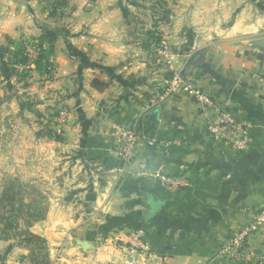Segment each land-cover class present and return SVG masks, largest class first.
Wrapping results in <instances>:
<instances>
[{"label": "crops", "instance_id": "crops-1", "mask_svg": "<svg viewBox=\"0 0 264 264\" xmlns=\"http://www.w3.org/2000/svg\"><path fill=\"white\" fill-rule=\"evenodd\" d=\"M61 1L57 16L44 0L28 8L1 1L0 9V47L5 37L42 38L54 67L40 88L68 113L58 140L48 141L64 182L52 196L61 189L66 200L49 203L30 228L49 252L63 243L51 264H235L221 245L264 205V45L256 44L264 39V0H177L165 34L137 29L129 14L137 0ZM170 69L192 73L219 108L250 118L253 146L236 152L213 140L188 97L148 108ZM113 122L135 123L159 142L148 148L141 140L119 170ZM157 168L186 185L166 191L151 176ZM110 228L124 248L107 253L111 247L93 239ZM131 231L141 234L145 254L127 248ZM247 244L253 256L240 264H264V224ZM9 246L26 252L0 240V251Z\"/></svg>", "mask_w": 264, "mask_h": 264}, {"label": "rangeland", "instance_id": "rangeland-1", "mask_svg": "<svg viewBox=\"0 0 264 264\" xmlns=\"http://www.w3.org/2000/svg\"><path fill=\"white\" fill-rule=\"evenodd\" d=\"M1 1L10 0H0V9ZM17 1L23 2L22 6L28 8L32 7L34 0ZM44 1L49 13H55V16L65 13L55 11L59 8L58 5L62 4L61 0ZM136 4L135 10L133 7V12L129 14L134 20L136 19L138 30L141 27L148 33H169L172 15H175L178 10L177 0H137ZM184 11L187 12V9ZM47 35L49 34H45ZM4 41L5 46L0 47V183L4 179L18 178L34 184L48 198L49 208V203L51 204L53 200L61 203L66 200L61 196L64 182L62 179H57L61 174H56L61 170L57 167L61 156L58 158L55 156L58 149L54 150V146H49L51 143L48 142L58 140L60 132L63 131L61 124L58 125L56 115L63 108H59L60 104L54 107L50 105L49 93L46 90L42 93L43 90L40 88L41 81L51 79L52 73L49 76L47 68L52 69L54 65L45 54L43 45L45 41L42 38L38 41L23 39L19 41L20 45L18 42L16 44L12 42L9 37H5ZM17 48H20V51L16 50ZM40 55H43L42 62L48 63L45 68L44 66L36 67ZM22 56L25 59L20 61ZM59 187L61 188L57 192L59 194L53 197L52 195ZM109 223L111 224V219ZM133 232L139 233L138 231L129 232L131 244L127 248L131 252L142 253L144 249L133 246L131 242ZM116 233L117 230L112 228L104 230L102 236L97 233L98 238L93 239V243H107L111 247L109 252L105 249L107 253H111L114 247L124 248V245L118 241L119 237ZM8 242L18 248L15 246V241ZM22 249L26 250L24 254L21 251L17 252L16 248L11 250L10 246L4 248L0 251V264H6L4 263L6 260H9V264H32L30 261L32 257L29 256L28 250ZM47 251L48 264H51V258H57L59 254H62L63 243L51 252L48 248Z\"/></svg>", "mask_w": 264, "mask_h": 264}, {"label": "built area", "instance_id": "built-area-1", "mask_svg": "<svg viewBox=\"0 0 264 264\" xmlns=\"http://www.w3.org/2000/svg\"><path fill=\"white\" fill-rule=\"evenodd\" d=\"M159 40L158 51L166 58L165 37L162 35ZM170 70L171 73H169L164 85L150 97L147 103L148 108L158 107L169 97L176 94L188 97L197 104L201 113L206 116L207 130L213 140L228 145L236 152L248 151L253 146L252 130L254 122L250 118L238 117L227 109L219 108L212 96L199 87L192 73ZM67 116V111L60 109L57 113L58 125L61 124L62 126L63 120ZM112 129L117 137L114 153L119 164L122 165L119 170L134 160L137 145L141 140L148 148L157 145L159 142V139L155 136L142 135L139 126L135 123L113 122ZM151 176L166 191L176 190L186 185L184 180L166 174L161 168L152 170ZM263 224L264 205L252 214L245 225L238 228L224 240L220 248L224 257L235 264L248 261L253 254L248 252L247 238ZM131 239L133 246L143 249L140 233L133 232ZM146 255L149 256V254Z\"/></svg>", "mask_w": 264, "mask_h": 264}, {"label": "trees", "instance_id": "trees-1", "mask_svg": "<svg viewBox=\"0 0 264 264\" xmlns=\"http://www.w3.org/2000/svg\"><path fill=\"white\" fill-rule=\"evenodd\" d=\"M42 58L40 55L37 68L48 64L43 63ZM24 59L22 56L20 61ZM51 71L47 68L49 76ZM47 212L48 198L34 184L18 178L4 179L0 183V240H12L15 246L26 248L32 264H48L46 240L30 229L34 223L44 220Z\"/></svg>", "mask_w": 264, "mask_h": 264}, {"label": "water", "instance_id": "water-1", "mask_svg": "<svg viewBox=\"0 0 264 264\" xmlns=\"http://www.w3.org/2000/svg\"><path fill=\"white\" fill-rule=\"evenodd\" d=\"M256 44H258V45H264V39L263 40H260V41H256Z\"/></svg>", "mask_w": 264, "mask_h": 264}]
</instances>
